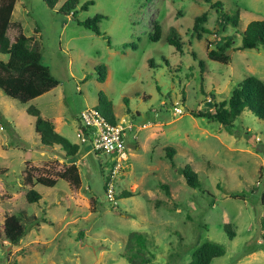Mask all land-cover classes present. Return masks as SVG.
<instances>
[{"label":"rangeland","instance_id":"1","mask_svg":"<svg viewBox=\"0 0 264 264\" xmlns=\"http://www.w3.org/2000/svg\"><path fill=\"white\" fill-rule=\"evenodd\" d=\"M61 1L50 8L43 0H15L5 32L10 41L21 31L28 46L37 44L57 83L24 104L0 89V226L19 210L25 224L16 244L0 232V264H129L125 241L132 230L147 237L144 264H183L205 239L224 248L208 264H264V119L245 109L226 128L190 113L208 99L227 98L246 74L264 82V47H239L246 23L264 18V0H219L238 16L235 27L226 23L221 30L214 7L203 0H90L85 8L79 0L73 15L56 10ZM203 12L209 31L196 35L193 18ZM97 13L99 34L76 22ZM153 21L156 40L149 38ZM171 26L180 50L165 40ZM227 36L229 60L209 58L207 51ZM99 65L106 67L103 81L96 78ZM98 91L116 118L125 114L134 125V136L125 135L112 199L103 188L111 155L77 135L76 114L97 106ZM29 103L77 142L78 186L59 177L69 163L61 150L39 145L25 111ZM175 104L181 112L173 111ZM183 164L197 173L199 187L177 171ZM36 176L55 182L42 185ZM30 187L40 195L33 202L25 198ZM225 222L234 231L230 238Z\"/></svg>","mask_w":264,"mask_h":264},{"label":"trees","instance_id":"2","mask_svg":"<svg viewBox=\"0 0 264 264\" xmlns=\"http://www.w3.org/2000/svg\"><path fill=\"white\" fill-rule=\"evenodd\" d=\"M44 3L52 8L57 0H43ZM211 7H214L217 13L216 24L221 30L226 23L236 26L238 16L229 14L222 9L219 0H203ZM15 0H0V54H4L5 58L0 57V89L10 98L18 100L21 104L27 103L30 99L40 95L44 91L50 89L57 83V80L51 75L48 68L41 63V54L37 44L27 45V36L19 31L14 39L10 41L6 35V28L10 22V15ZM79 0H62L57 6V11L63 13L74 14V9L78 5ZM90 0H84L78 7L85 8ZM102 17L101 14H95L83 20H76L79 24L91 29L99 34L97 21ZM206 14L203 12L197 14L193 18L191 25L196 35L200 32H208L209 29L203 25ZM170 31L166 34L165 40L172 44L175 49L180 50V42L175 36L174 27H170ZM237 29V28H236ZM152 34L149 35L151 40L159 37V26L153 21ZM240 33L239 47H264V18L249 20ZM230 36L221 39L215 43V47L207 51V56L211 59L221 62L229 60L228 49L230 48ZM129 45V44H128ZM126 46V44H125ZM131 47H134L130 43ZM96 78L102 81L105 77L106 67L99 65L96 67ZM97 102L95 108L103 114L108 120L115 121L112 113L111 102L105 95L98 91L96 94ZM249 110L256 117L264 119V82L252 74H246L242 79L237 81L231 88L227 98L212 100L208 99L207 105L203 109L196 111L191 110L194 116H205L211 120L220 122L224 127L230 128L233 120L241 113L242 110ZM25 111L33 117V129L40 146L57 147L61 150L62 157L68 165L59 173L60 178H64L72 183L75 187L79 184V174L77 166L74 163L78 144L69 141L66 137L58 133L51 119L40 114L37 107L31 103L26 104ZM77 119V116H76ZM78 120V119H77ZM78 130L85 131V128L77 124ZM55 147V148H56ZM166 156L170 158L172 151L166 148ZM170 164H174L170 159ZM182 174L185 182L191 187H199L200 181L197 173L189 164H183L177 168ZM108 172V171H107ZM104 176L103 188L105 191ZM33 180L39 184L52 186L55 182L46 176H36ZM26 182L31 183V176L26 175ZM164 191L167 193V185L160 183ZM231 196H237L235 192L229 193ZM40 197L33 188L27 189L25 198L28 202H33ZM23 213L21 210L16 213L5 215L0 226V232L4 240L9 244H16L25 232V224L23 222ZM223 230L227 237L234 235V231L229 227V223H223ZM146 235L138 230H132L126 237V252L124 257L129 264H144L149 262L150 258L143 253ZM264 238V235H263ZM224 252V248L219 242L205 239L198 243L190 252L189 259L183 264H208L211 258L219 256ZM6 264H16L15 260H7Z\"/></svg>","mask_w":264,"mask_h":264},{"label":"built area","instance_id":"3","mask_svg":"<svg viewBox=\"0 0 264 264\" xmlns=\"http://www.w3.org/2000/svg\"><path fill=\"white\" fill-rule=\"evenodd\" d=\"M174 112H181L182 105L175 104ZM77 119L85 131H78L77 135L81 142L88 141L89 148L101 151L112 157L105 181V192L108 199L113 197V177L120 167V161L124 157V139L126 134L134 136L133 123L128 118L110 121L101 114L95 106H86L79 110Z\"/></svg>","mask_w":264,"mask_h":264},{"label":"crops","instance_id":"4","mask_svg":"<svg viewBox=\"0 0 264 264\" xmlns=\"http://www.w3.org/2000/svg\"><path fill=\"white\" fill-rule=\"evenodd\" d=\"M14 6V5H13ZM13 9V8H12ZM12 12V11H11ZM12 22V20H11V16H10V22H9V24ZM8 24V25H9ZM105 77H106V73H105ZM105 77H104V79H105ZM103 79V80H104ZM102 80V81H103ZM56 85V84H55ZM55 85L54 86H52L50 89H48V90H46V91H44L43 93H41L40 95H38V96H41V95H44V94H46L47 92H50V90H52L54 87H55ZM38 96H36V97H38ZM35 98V97H34ZM34 98H32V99H34ZM79 112V111H78ZM112 113H113V116L115 117V120H120L121 118H123V117H125L124 115H121L120 116V118H116V116H115V112H113L112 111ZM42 114V113H41ZM78 114V113H77ZM77 114H76V116H77ZM44 117L46 116L45 114H42ZM47 118H49V119H51V121L53 122V124H54V128H55V122H54V118L52 117V116H48ZM56 130V129H55ZM75 143H77L76 141H75Z\"/></svg>","mask_w":264,"mask_h":264},{"label":"clouds","instance_id":"5","mask_svg":"<svg viewBox=\"0 0 264 264\" xmlns=\"http://www.w3.org/2000/svg\"><path fill=\"white\" fill-rule=\"evenodd\" d=\"M182 105V104H181Z\"/></svg>","mask_w":264,"mask_h":264}]
</instances>
